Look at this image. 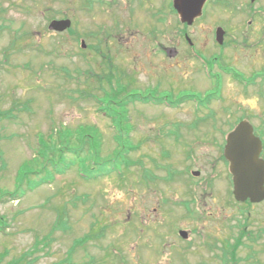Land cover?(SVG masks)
<instances>
[{
	"label": "rangeland",
	"instance_id": "rangeland-1",
	"mask_svg": "<svg viewBox=\"0 0 264 264\" xmlns=\"http://www.w3.org/2000/svg\"><path fill=\"white\" fill-rule=\"evenodd\" d=\"M169 2L147 0L142 10L137 0H0V112H10L0 120V194L18 189L22 171L42 170L25 178L33 183L52 174L32 189L24 180L17 200L0 198V264L32 250L29 264H224L231 254L236 264H264V202L233 200L222 152L231 125L248 118L257 126L264 119V83L247 86L256 79L249 69L255 64L230 43L239 40L231 30H224V50L210 79L179 35L185 30L206 60L218 56L211 29L224 26L228 11L217 0L209 3L206 20L186 28ZM58 20H69L70 30H49ZM245 47L246 55H255ZM263 62L257 58L256 66ZM108 73L132 92L169 103L129 105L131 139L138 145L129 171L87 182L78 163L59 165L61 173L50 161L45 166L39 140L52 143L46 156L58 159L53 152L64 129L75 137L70 147L82 132H94L101 158L112 155L114 129L91 96L108 89L100 80ZM184 97L193 100L180 102ZM60 216L67 223L62 228L55 225ZM93 223L105 227L103 237L74 247ZM242 230L257 240L241 237L228 249Z\"/></svg>",
	"mask_w": 264,
	"mask_h": 264
},
{
	"label": "trees",
	"instance_id": "trees-1",
	"mask_svg": "<svg viewBox=\"0 0 264 264\" xmlns=\"http://www.w3.org/2000/svg\"><path fill=\"white\" fill-rule=\"evenodd\" d=\"M110 63V62H109ZM111 63L108 65L110 67ZM115 77L112 76L110 73H108L107 76H100V80H105V84L108 87V89L100 88L101 95H94V100H96L98 104V110L111 122V125L114 129V141L116 144V149L113 151L112 155L109 157L101 158L100 156V139L97 137L96 134L93 135L94 132L91 134H88L89 132H82L80 139H74L73 132L64 129L62 130L60 134V139L58 145L54 148L55 151L53 152L58 155V159L55 158V160H50L47 158L46 154V144H52V143H44L42 141V138L39 140L40 145L43 148L42 152L37 154H42L45 161V166L49 163L51 166L56 170L55 168H59L58 173L64 172L59 167V165H65L68 169V166H76V163H78L79 168V175L83 180L88 181H94L102 177H106L110 174L116 175L118 177H124L123 172H128L130 167L133 165V161H131V153H134L135 150L138 149V145L133 144L132 142V131L133 126L131 125L130 118H129V112L128 107L131 104H134L136 102L139 103H157V102H164L166 101L165 98H160L158 100H153V98L149 95H142L140 92H132L130 90V84L129 83H122V78H118L114 81ZM114 83V87H112ZM185 99H191V97H184L180 102H183ZM179 102V103H180ZM178 103V104H179ZM10 112H0V120L3 118H9ZM83 128V127H82ZM80 129V128H79ZM72 136L74 137L72 141L75 142V145L73 147H70L68 143L71 141ZM51 139V137L49 136ZM66 156H73L71 160L66 163ZM2 162V155L0 153V163ZM53 162H57V165ZM3 166V165H2ZM47 169L46 167L44 170ZM42 171V170H41ZM39 170H32L30 174H26L25 172H21L19 175V186L18 189H16L12 193H1V197H10L12 199L18 198L20 196V186L21 183L25 180L28 184H31L28 186L29 189H32L33 187H37L40 184H43L44 182H47L51 179L52 174H49L48 179L45 181H41L40 183L35 182L33 183L29 179H25L28 175H39ZM143 177L147 180L149 178L147 175L148 171H144ZM173 175L169 174V180L171 179ZM250 205V204H247ZM60 220V221H59ZM65 219L62 218V216L58 217L55 225L59 228L66 226ZM96 223H93L91 225V231L90 234H87L83 236L81 239H77L74 241V247L76 246H83L84 243L89 239H95L99 240L104 235V229L105 227H98L96 226ZM55 226V227H56ZM97 227V230L94 231V227ZM3 227V223L0 219V230ZM241 237H245L250 241H256V237H251V232L245 233L243 230L240 231L239 238H237L235 241V244L233 246L228 245V249L230 247H233V249L237 248L240 241L239 239ZM48 239V237H46ZM39 242L36 241L34 244V251H36V248L38 246ZM32 251L25 252L21 256H19L16 259L11 260L9 264H29L30 262L27 261V257L31 255ZM227 253H224V257H226ZM70 260V255L68 256V259L66 261ZM228 261H230L232 264H236L234 259V254H231L230 260L225 259L224 264H226ZM71 264V263H69Z\"/></svg>",
	"mask_w": 264,
	"mask_h": 264
},
{
	"label": "water",
	"instance_id": "water-1",
	"mask_svg": "<svg viewBox=\"0 0 264 264\" xmlns=\"http://www.w3.org/2000/svg\"><path fill=\"white\" fill-rule=\"evenodd\" d=\"M206 0H173V8L177 12L182 24L190 26L194 19L201 14ZM69 20L52 21L49 30L63 32L70 28ZM216 41L223 43V31L218 29ZM84 48V42L81 41ZM224 158L229 163V173L232 177L233 197L235 201L243 203H259L264 199V160L260 158L261 142L253 135L251 125L241 121L227 135L224 145ZM198 176L199 172H192ZM182 239L187 238L184 231L179 232Z\"/></svg>",
	"mask_w": 264,
	"mask_h": 264
},
{
	"label": "flooded vegetation",
	"instance_id": "flooded-vegetation-1",
	"mask_svg": "<svg viewBox=\"0 0 264 264\" xmlns=\"http://www.w3.org/2000/svg\"><path fill=\"white\" fill-rule=\"evenodd\" d=\"M138 6L144 10L145 9V3L147 0H137ZM212 0H207L202 8L201 16L196 18L193 23H200L204 20H206V9L209 6V3ZM216 1V0H215ZM218 6L224 7L225 10H227V17L223 23H217L212 26L211 33L213 34L214 42H215V31L218 27L224 28L223 30H231L232 33L239 35V40H237V37L234 38V40H231L230 43L232 44H238L240 46L239 50L243 54L244 57L252 59L254 62V66L249 67V69L252 71L251 74L256 77L255 81L253 83H250L247 85L248 87L255 84H263L264 83V70H257L261 67H264V62L261 64V66H256V60L259 57L264 58V52H262L264 49H262L264 46V42L260 41V37L262 33L264 32V4L261 2V0H217ZM208 17V16H207ZM179 35L182 38V31H179ZM184 38L187 36V34L184 32ZM242 38V39H241ZM256 40L258 42H256ZM238 41H241L240 43ZM251 44H250V43ZM216 44V43H215ZM219 47L218 56H214V58L211 60L208 58V62L210 64V68L212 69L213 61L216 63L222 55V51L224 50L221 46L216 44ZM191 48L193 50V54L196 57L205 58L202 56H199V52L203 53L201 50L196 48V44L192 43ZM247 46L250 50V52L254 49V56H249L245 54V50ZM262 46V47H260ZM204 54V53H203ZM202 54V55H203ZM225 59L221 60L224 61ZM229 69L228 66H225L223 70L225 71L226 75H230L231 73H235L234 68ZM247 68V67H246ZM244 69V68H242ZM253 69V70H252ZM245 70V69H244ZM236 71H243L241 69H236ZM238 83L242 87V82L239 80ZM246 86V87H247ZM262 89V87H260ZM260 98L263 100L264 104V92L262 90L259 91ZM239 121H246L248 122L252 128L254 135L258 137L262 143V151L260 154V157L264 160V119L259 118L258 122L259 124L257 126L252 125L250 120L248 118H241ZM264 202V200L262 201ZM261 202V203H262Z\"/></svg>",
	"mask_w": 264,
	"mask_h": 264
}]
</instances>
